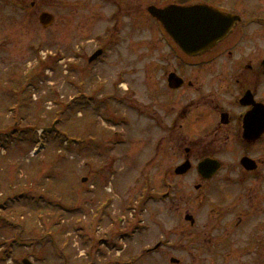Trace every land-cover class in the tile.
Here are the masks:
<instances>
[{"label": "rangeland", "instance_id": "rangeland-1", "mask_svg": "<svg viewBox=\"0 0 264 264\" xmlns=\"http://www.w3.org/2000/svg\"><path fill=\"white\" fill-rule=\"evenodd\" d=\"M111 11L102 0H0V264H264L262 236L248 253L247 235L214 229L193 173L170 177L172 188L152 170L163 151L147 140L148 76L171 47L150 13ZM115 88L134 100L106 101ZM227 187L244 192L237 174Z\"/></svg>", "mask_w": 264, "mask_h": 264}, {"label": "flooded vegetation", "instance_id": "flooded-vegetation-1", "mask_svg": "<svg viewBox=\"0 0 264 264\" xmlns=\"http://www.w3.org/2000/svg\"><path fill=\"white\" fill-rule=\"evenodd\" d=\"M102 2L112 4L113 19L122 13H150L156 20L159 40L171 47V53L163 55L164 64L151 63L148 76L147 140L158 143V153L163 151L162 159L157 153L150 156V162L157 160L152 170L167 175L166 181L172 188L170 177L181 179L193 173L199 192L195 200L202 202L200 192L209 191L212 216L217 223L212 228L218 230L225 221L229 241H233L235 232L239 231L244 238L247 235L243 247L248 253L255 248V237L262 236L255 253L264 262V0ZM174 5L200 6L201 10L213 13L212 44L195 53L186 52L150 12L152 6L165 9ZM119 24L116 21L118 27ZM199 43L198 38L188 41ZM172 74L178 80L171 79ZM177 82L181 85L175 86ZM116 88L105 100L120 104L134 100V92L128 95ZM205 159L213 162L210 178L202 175L200 164ZM186 162L190 164L188 171L178 174L177 168ZM235 174L237 181L243 183V193H234V189L230 192L228 187L222 189ZM163 195L170 197L171 193ZM235 211L236 223L226 221ZM188 213L190 210L185 215ZM168 243L148 245L146 251H157Z\"/></svg>", "mask_w": 264, "mask_h": 264}, {"label": "water", "instance_id": "water-1", "mask_svg": "<svg viewBox=\"0 0 264 264\" xmlns=\"http://www.w3.org/2000/svg\"><path fill=\"white\" fill-rule=\"evenodd\" d=\"M202 7L194 6L184 8L182 6H170L168 8H158L155 6L150 7L152 15L157 17L166 27L168 32L173 38L181 45V47L188 53H195L199 48H207L213 42V13L201 10ZM55 21V16L49 11H44L40 15V22L43 26H50ZM193 38V39H188ZM198 38L199 44H188V41H192ZM102 53V50H98L91 58V60L97 58ZM176 74H172L171 79H177ZM178 80V79H177ZM180 86L181 82L174 84ZM50 130V128H47ZM213 162L211 159H205L201 162L200 167L202 175L205 178H210L213 175ZM190 164L188 162L179 166L176 170L178 174H184L188 171ZM217 168V167H216ZM209 169V170H208ZM187 220L194 223L195 219L193 215L187 214L185 216ZM176 259H172L175 261ZM178 261V260H177ZM24 264H34L29 258L23 260Z\"/></svg>", "mask_w": 264, "mask_h": 264}]
</instances>
